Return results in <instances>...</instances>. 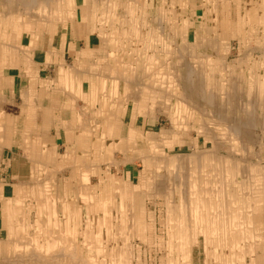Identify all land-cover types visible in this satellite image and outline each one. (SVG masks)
Here are the masks:
<instances>
[{
	"label": "bare ground",
	"instance_id": "obj_1",
	"mask_svg": "<svg viewBox=\"0 0 264 264\" xmlns=\"http://www.w3.org/2000/svg\"><path fill=\"white\" fill-rule=\"evenodd\" d=\"M89 1L0 0V264H264V0Z\"/></svg>",
	"mask_w": 264,
	"mask_h": 264
},
{
	"label": "crops",
	"instance_id": "obj_2",
	"mask_svg": "<svg viewBox=\"0 0 264 264\" xmlns=\"http://www.w3.org/2000/svg\"><path fill=\"white\" fill-rule=\"evenodd\" d=\"M88 15L91 16V13H88ZM76 45H77V48H78L77 57L78 56H81V54H83V56L89 58L91 56L100 54V53H98V51H95V52L82 51V48L84 47V44H83V42L81 40H77ZM13 72L16 73L15 70H9V74H14ZM43 72H44L43 75L44 76H47V72L46 71H43ZM17 80H18V76L16 77V81ZM22 80L25 81V82H27V77H24V78L22 77ZM18 81H20V79ZM18 81H17V83H18ZM43 93H46V87H44L42 85H38V87H37V95L38 96L37 97H40L42 99L45 96V95L42 96ZM20 101H21V99H19V102ZM50 106H52L54 109L58 110V109L61 108V102L58 99H52L51 102H50ZM40 110H42V108ZM70 111H69V109H67L66 111H64L65 112L64 114H66V116H70L71 115V112ZM39 112H40V114H42L41 113L42 111H39ZM56 114H58V112H56ZM40 118H42L41 115H40ZM54 126H56V125L55 124L52 125L49 133L46 134V137H51L52 143L54 145H56V147H57V149H59V152L60 153H63L64 150H65V142H64L65 137L59 135L58 132H57V128L54 127ZM59 139H61V141H60L61 144L59 143Z\"/></svg>",
	"mask_w": 264,
	"mask_h": 264
},
{
	"label": "rangeland",
	"instance_id": "obj_3",
	"mask_svg": "<svg viewBox=\"0 0 264 264\" xmlns=\"http://www.w3.org/2000/svg\"><path fill=\"white\" fill-rule=\"evenodd\" d=\"M89 9H91V0L89 1ZM234 48L236 49V44H234ZM145 125H146V120L144 122V127H145ZM60 141H61V139H59V143L61 144ZM132 170H134V165L133 164L128 165V171H132ZM194 254L197 255L196 252H194Z\"/></svg>",
	"mask_w": 264,
	"mask_h": 264
}]
</instances>
